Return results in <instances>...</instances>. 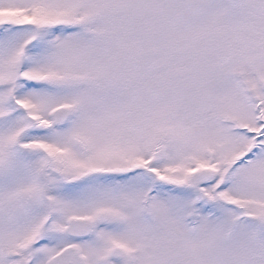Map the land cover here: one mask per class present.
<instances>
[{
    "label": "snow or ice",
    "instance_id": "1",
    "mask_svg": "<svg viewBox=\"0 0 264 264\" xmlns=\"http://www.w3.org/2000/svg\"><path fill=\"white\" fill-rule=\"evenodd\" d=\"M0 264H264V0H0Z\"/></svg>",
    "mask_w": 264,
    "mask_h": 264
}]
</instances>
